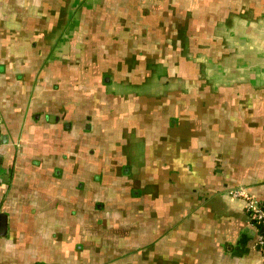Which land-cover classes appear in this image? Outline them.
<instances>
[{
    "label": "crops",
    "instance_id": "obj_1",
    "mask_svg": "<svg viewBox=\"0 0 264 264\" xmlns=\"http://www.w3.org/2000/svg\"><path fill=\"white\" fill-rule=\"evenodd\" d=\"M241 186L264 199V0H0V264H264Z\"/></svg>",
    "mask_w": 264,
    "mask_h": 264
},
{
    "label": "trees",
    "instance_id": "obj_2",
    "mask_svg": "<svg viewBox=\"0 0 264 264\" xmlns=\"http://www.w3.org/2000/svg\"><path fill=\"white\" fill-rule=\"evenodd\" d=\"M210 33L211 34H208V37H207L208 38L207 41L210 42V48H207L206 49V54L210 58L217 60V33H215L214 31H212ZM185 51H187L186 54H185ZM188 52H191V54L193 53L192 55L195 54L194 52H192V50L189 51L188 49H185L184 50L182 48H179V49L173 50L172 51L173 58H171V57L168 58V60L166 61V65H167L166 67L170 68L174 72V74L175 75H178V77H180V78L181 77H184V76L190 78V82H188V83L190 85H192L193 84V80H192L193 79V76L196 75V77H198L202 73V70L203 69H202V66H200V65L199 66H189V67H187L184 64L185 63V60L187 59V53ZM160 58H161V60L163 59L161 56H160ZM183 59H184V62L181 64V62H182ZM161 67H162L161 72H163L164 66H161ZM227 194L230 196V194L228 192H227ZM238 199L241 201L242 208H243L244 212L246 213V215L248 216L251 224L255 225L258 229H260L259 224L258 223H255L252 220V218L250 217L249 213L246 211L244 199H240V198H238ZM257 199L259 201H261V202H264V199H259V198H257ZM260 234H262V233H260ZM259 249L260 250H264L260 246H259Z\"/></svg>",
    "mask_w": 264,
    "mask_h": 264
},
{
    "label": "built area",
    "instance_id": "obj_3",
    "mask_svg": "<svg viewBox=\"0 0 264 264\" xmlns=\"http://www.w3.org/2000/svg\"><path fill=\"white\" fill-rule=\"evenodd\" d=\"M230 196L234 198L244 199L245 209L255 223L259 224L262 235L258 237V245L264 249V202L249 195L247 191L241 187H234L228 191Z\"/></svg>",
    "mask_w": 264,
    "mask_h": 264
},
{
    "label": "water",
    "instance_id": "obj_4",
    "mask_svg": "<svg viewBox=\"0 0 264 264\" xmlns=\"http://www.w3.org/2000/svg\"><path fill=\"white\" fill-rule=\"evenodd\" d=\"M5 226H6V216L4 213H0V234L1 232H3Z\"/></svg>",
    "mask_w": 264,
    "mask_h": 264
}]
</instances>
